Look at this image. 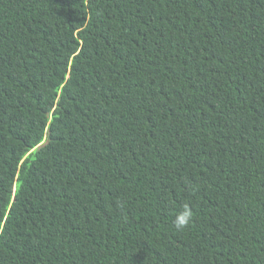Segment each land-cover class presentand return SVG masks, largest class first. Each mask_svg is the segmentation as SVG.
Returning <instances> with one entry per match:
<instances>
[{
	"label": "trees",
	"instance_id": "16d2710c",
	"mask_svg": "<svg viewBox=\"0 0 264 264\" xmlns=\"http://www.w3.org/2000/svg\"><path fill=\"white\" fill-rule=\"evenodd\" d=\"M0 264H264V0H0Z\"/></svg>",
	"mask_w": 264,
	"mask_h": 264
},
{
	"label": "clouds",
	"instance_id": "9594fccd",
	"mask_svg": "<svg viewBox=\"0 0 264 264\" xmlns=\"http://www.w3.org/2000/svg\"><path fill=\"white\" fill-rule=\"evenodd\" d=\"M182 207L183 210L177 213L175 218L172 220V226L177 231L186 228L190 224L193 217V212L188 204H184Z\"/></svg>",
	"mask_w": 264,
	"mask_h": 264
}]
</instances>
